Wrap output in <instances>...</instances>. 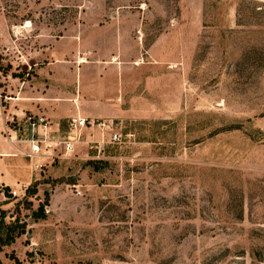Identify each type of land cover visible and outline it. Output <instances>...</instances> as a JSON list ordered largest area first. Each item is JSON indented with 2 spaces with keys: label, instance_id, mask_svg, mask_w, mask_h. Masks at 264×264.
<instances>
[{
  "label": "rangeland",
  "instance_id": "rangeland-1",
  "mask_svg": "<svg viewBox=\"0 0 264 264\" xmlns=\"http://www.w3.org/2000/svg\"><path fill=\"white\" fill-rule=\"evenodd\" d=\"M0 59L51 154L4 264H264V0H0Z\"/></svg>",
  "mask_w": 264,
  "mask_h": 264
},
{
  "label": "crops",
  "instance_id": "crops-1",
  "mask_svg": "<svg viewBox=\"0 0 264 264\" xmlns=\"http://www.w3.org/2000/svg\"><path fill=\"white\" fill-rule=\"evenodd\" d=\"M27 111H33V109ZM22 114L25 112L21 114L17 112L15 115L21 117ZM98 116L103 117L100 114ZM57 126L59 129V124ZM8 131H11L8 120L3 118L0 121V210L5 211L13 204L9 202L12 198L8 197L12 189H21L23 186L28 188L36 181L32 161L25 155L29 151V146H24L14 137L6 138ZM14 134L17 137V133L14 132Z\"/></svg>",
  "mask_w": 264,
  "mask_h": 264
},
{
  "label": "built area",
  "instance_id": "built-area-1",
  "mask_svg": "<svg viewBox=\"0 0 264 264\" xmlns=\"http://www.w3.org/2000/svg\"><path fill=\"white\" fill-rule=\"evenodd\" d=\"M28 123L33 127H36L37 125H44V127L47 129L46 124H44L45 120L42 118L35 120V118L29 117ZM88 124H90V122H88L86 118H72L68 124L69 131L67 140L60 143L59 146L63 145V148L66 152H73L76 144L79 142V132H81L84 127L88 126ZM28 142L29 151H27L25 155L32 161L33 172L36 174L38 171H41V169H43V167L47 163L46 161H48L51 157V154L48 155L46 152H44V150H47V148H50V146L44 147V142L34 139L29 140ZM27 189L28 188L25 186H23L21 189H12L10 191V195H12L14 198L25 197Z\"/></svg>",
  "mask_w": 264,
  "mask_h": 264
},
{
  "label": "trees",
  "instance_id": "trees-1",
  "mask_svg": "<svg viewBox=\"0 0 264 264\" xmlns=\"http://www.w3.org/2000/svg\"><path fill=\"white\" fill-rule=\"evenodd\" d=\"M1 63V59H0ZM0 64V69H1ZM15 77V76H14ZM37 186L36 184H32L27 189V197H34L37 195ZM8 197L11 198V195L8 194ZM49 198V195H47ZM21 202L17 204L19 206ZM48 204H40L38 210H33L32 204L28 203L27 210H30L32 212L31 218L34 219V221L38 222L40 220L46 219V213H45V206ZM8 217V211L0 210V253L4 251L5 248L13 245L18 238L21 236L27 234L28 224L25 221H22L19 219V217H16L14 221L7 222ZM11 258L16 259L14 256H11ZM0 264H4L3 261L0 258Z\"/></svg>",
  "mask_w": 264,
  "mask_h": 264
},
{
  "label": "bare ground",
  "instance_id": "bare-ground-1",
  "mask_svg": "<svg viewBox=\"0 0 264 264\" xmlns=\"http://www.w3.org/2000/svg\"><path fill=\"white\" fill-rule=\"evenodd\" d=\"M28 25H29V24H28ZM28 25H27V26H28Z\"/></svg>",
  "mask_w": 264,
  "mask_h": 264
}]
</instances>
